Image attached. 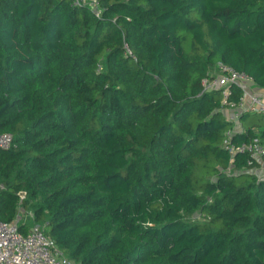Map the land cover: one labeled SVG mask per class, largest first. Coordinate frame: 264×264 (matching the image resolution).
<instances>
[{
	"label": "trees",
	"instance_id": "obj_1",
	"mask_svg": "<svg viewBox=\"0 0 264 264\" xmlns=\"http://www.w3.org/2000/svg\"><path fill=\"white\" fill-rule=\"evenodd\" d=\"M98 1L0 0V220L73 264H264L260 162L224 146L264 116L203 87L222 63L264 90V0Z\"/></svg>",
	"mask_w": 264,
	"mask_h": 264
},
{
	"label": "built area",
	"instance_id": "obj_2",
	"mask_svg": "<svg viewBox=\"0 0 264 264\" xmlns=\"http://www.w3.org/2000/svg\"><path fill=\"white\" fill-rule=\"evenodd\" d=\"M70 7H89L96 16L101 15L98 0H69ZM218 73L210 74L203 80L204 91H214L223 89L224 97L230 94V87L233 84L244 88L245 94L238 106L232 104L227 111L228 119L237 122L238 113L250 110L264 116V94H256L252 91L253 79L245 73H241L222 63L217 64ZM223 104H228L227 100ZM234 131L227 132L228 140L233 136ZM228 140L224 142L225 148L231 156L236 152L248 154V165L260 162L264 156V146L259 142L243 144L232 147L228 145ZM13 145V138L8 134L0 135V149H9ZM24 199L25 194L20 193ZM22 217H18L13 222L0 220V264H73L48 235L44 228L38 224L30 226L27 233L20 231L19 222Z\"/></svg>",
	"mask_w": 264,
	"mask_h": 264
},
{
	"label": "rangeland",
	"instance_id": "obj_3",
	"mask_svg": "<svg viewBox=\"0 0 264 264\" xmlns=\"http://www.w3.org/2000/svg\"><path fill=\"white\" fill-rule=\"evenodd\" d=\"M216 69H217V68H213V69H211V73H212V74H216V73H218ZM251 87H252V88H250V89H253V86H251ZM255 172L258 173V175H259L260 178H264V162H263V160L260 161V167L257 168V169H255Z\"/></svg>",
	"mask_w": 264,
	"mask_h": 264
},
{
	"label": "crops",
	"instance_id": "obj_4",
	"mask_svg": "<svg viewBox=\"0 0 264 264\" xmlns=\"http://www.w3.org/2000/svg\"><path fill=\"white\" fill-rule=\"evenodd\" d=\"M252 91L255 92L256 94H264V90L259 87H256L255 84L253 85ZM236 129L238 130L242 129L241 126L239 125V122H236Z\"/></svg>",
	"mask_w": 264,
	"mask_h": 264
}]
</instances>
